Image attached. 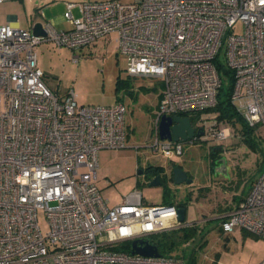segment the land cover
I'll use <instances>...</instances> for the list:
<instances>
[{
  "label": "built area",
  "instance_id": "2783aa9c",
  "mask_svg": "<svg viewBox=\"0 0 264 264\" xmlns=\"http://www.w3.org/2000/svg\"><path fill=\"white\" fill-rule=\"evenodd\" d=\"M65 5L67 29L45 22L43 35L0 24V264H185L181 257L118 248L183 225L178 206L149 204L137 187L116 204L102 197L96 184L97 154L125 147L126 106L121 101L79 104L73 89L55 94L42 79L34 47L53 41L80 48L116 33L127 74L156 77L163 85L152 118V151L181 155L183 141L161 139L159 122L162 116L199 113L194 128L203 132L187 141L200 138L227 153L232 129L210 111L223 85L217 65L231 71L229 99L237 113L248 126L264 131V0ZM224 44L222 63L218 56ZM38 209L46 214L45 234ZM225 216L224 231L241 227L264 238V169Z\"/></svg>",
  "mask_w": 264,
  "mask_h": 264
},
{
  "label": "rangeland",
  "instance_id": "374dc122",
  "mask_svg": "<svg viewBox=\"0 0 264 264\" xmlns=\"http://www.w3.org/2000/svg\"><path fill=\"white\" fill-rule=\"evenodd\" d=\"M83 1L93 0H7L0 3V24L7 22V15L13 14L21 28L32 29L35 23L47 22L57 30L67 29L70 24L64 16L65 2ZM72 12L77 16V7ZM236 32H240V27ZM115 38L116 33L107 34L74 49L57 46L53 41H43L34 47L38 67L43 72L42 79L55 94L64 96L73 89L79 104L110 105L121 101L126 106L125 147L101 149L97 154L96 184L102 197L109 204H116L137 187L147 203H163V185H150L152 178L144 172L145 167L160 165L169 171L171 161H175L189 177L192 176V182L178 185L170 181L167 197L182 200L188 191L196 196L188 205L185 216L187 221L198 225L199 234L195 241L180 247L179 255L185 264H258L264 259V238L241 227L224 231L221 215L228 212L222 211L224 207H234L249 192L253 181L263 171L262 151L255 152L246 145H238L236 135L230 138L226 175L212 171L208 161L210 145L200 138L183 141V152L179 156L169 157L161 149L152 151V118L163 85L156 77L129 76L127 57L118 50ZM218 58L225 62V44ZM222 80L227 87L229 78L223 75ZM189 116L193 126L197 127L196 113ZM254 128L257 134L264 136L260 126ZM261 149L264 151V139ZM198 187L204 190L199 191ZM37 221L45 234L49 226L43 209H38ZM199 235L204 239L201 246H198Z\"/></svg>",
  "mask_w": 264,
  "mask_h": 264
},
{
  "label": "trees",
  "instance_id": "16d2710c",
  "mask_svg": "<svg viewBox=\"0 0 264 264\" xmlns=\"http://www.w3.org/2000/svg\"><path fill=\"white\" fill-rule=\"evenodd\" d=\"M217 66H218L217 68H218V71L220 72L221 77L225 75L229 78V85L227 87H224V85L221 86L218 92V96H217V103L214 107L210 109V111L215 112L217 114L218 119L226 121L227 124L230 125L232 129L233 137L236 135V137L239 138L237 141L238 145H246L250 148V150L255 151V152L262 151L261 153L264 156V151L261 149V142L263 141L264 136L261 135L260 133L257 134L256 129L254 127L248 126L247 123L237 113L234 106L230 102L229 96L231 94L232 83H233L231 71L225 68L223 64H220ZM198 115L199 113H196V120H197ZM190 120H191V116H190ZM209 148H210V152H209V156H210L211 151L217 149V147L210 145ZM173 165H178V164L175 161H171V166ZM211 167L213 171V166L211 165ZM144 172H147L148 174H150L151 178L157 174H160L161 175L160 179L163 185L162 190H163L164 203L174 204L179 207H184L185 213H186V209L188 205L192 202V199L196 197V196H193L194 193L192 191H188L182 200H178V201L172 200L171 198L167 197V194L170 195L169 183L170 181H172L171 173L166 174L164 172L163 166L153 165V164L147 165L145 167ZM190 177L192 176L190 175ZM198 188H200L199 191L204 190V189H201L203 187H198ZM242 198H240L239 201ZM232 208L229 206H226L222 209V211L223 212L230 211ZM225 217L226 216L221 217L222 221L225 220ZM221 228H222V225H221ZM198 234H199L198 225L195 222H192L190 224L181 225L173 229H169L166 231L152 234L149 236V238H150L151 243H153L154 245L158 247V250L161 253V255L181 257L179 255V251H181L180 247L184 248V245L186 246L187 244H190L192 241H195ZM199 236H200L199 237L200 242L198 243V246H201V244L204 242L203 241L204 239L201 238L202 237L201 235ZM129 247H130L129 241H125L118 248H122L123 250L128 251Z\"/></svg>",
  "mask_w": 264,
  "mask_h": 264
},
{
  "label": "water",
  "instance_id": "95a60500",
  "mask_svg": "<svg viewBox=\"0 0 264 264\" xmlns=\"http://www.w3.org/2000/svg\"><path fill=\"white\" fill-rule=\"evenodd\" d=\"M32 31L34 34H45L41 29V23H35L33 25ZM202 129L198 128L195 130L194 126L191 123V120L188 116H162L159 122V136L161 139L175 140V141H187L193 136H199L202 134ZM221 165L214 168V172L226 175L227 174V165L225 164V159L222 158ZM143 170L139 171L142 173ZM164 172L166 174L171 173L172 183L182 185L183 183L190 184L192 178L188 176L187 172L182 169L179 165L171 166L168 171L164 167ZM160 174L155 175L150 180V185H162L160 179ZM178 219L179 221L186 222L185 208L177 207ZM130 253L131 254H141L149 256H159L161 253L158 250V247L151 243L149 237L145 238H136L130 242Z\"/></svg>",
  "mask_w": 264,
  "mask_h": 264
},
{
  "label": "flooded vegetation",
  "instance_id": "af4514ba",
  "mask_svg": "<svg viewBox=\"0 0 264 264\" xmlns=\"http://www.w3.org/2000/svg\"><path fill=\"white\" fill-rule=\"evenodd\" d=\"M211 155L208 157V159L210 160L211 165L213 166V172H214V168L218 167L221 165V160L222 158L225 159V164L227 165V156H226V152H224L223 150H221L219 147H217V149L212 150ZM208 160V161H209Z\"/></svg>",
  "mask_w": 264,
  "mask_h": 264
},
{
  "label": "crops",
  "instance_id": "0c3cea01",
  "mask_svg": "<svg viewBox=\"0 0 264 264\" xmlns=\"http://www.w3.org/2000/svg\"><path fill=\"white\" fill-rule=\"evenodd\" d=\"M16 15H13V14H9V15H7V22L6 23H8V22H10V23H12L14 26H19V23H17L16 22ZM33 28V27H32ZM110 34H112V33H110ZM102 38V37H101ZM99 39V38H98ZM97 40V39H96ZM138 172H139V170H138ZM164 203V202H163ZM165 204V203H164ZM229 212V211H228ZM227 212V213H228ZM227 213H223L222 215H221V217L222 216H225ZM190 223H192V221H187L186 220V222H184L183 224L185 225V224H190Z\"/></svg>",
  "mask_w": 264,
  "mask_h": 264
}]
</instances>
